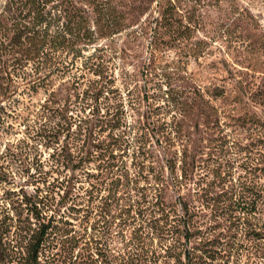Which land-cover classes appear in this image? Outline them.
Returning a JSON list of instances; mask_svg holds the SVG:
<instances>
[{
  "label": "rangeland",
  "instance_id": "1",
  "mask_svg": "<svg viewBox=\"0 0 264 264\" xmlns=\"http://www.w3.org/2000/svg\"><path fill=\"white\" fill-rule=\"evenodd\" d=\"M24 3L0 0V38L43 44L0 99V264L43 225L38 264H264V0Z\"/></svg>",
  "mask_w": 264,
  "mask_h": 264
},
{
  "label": "trees",
  "instance_id": "2",
  "mask_svg": "<svg viewBox=\"0 0 264 264\" xmlns=\"http://www.w3.org/2000/svg\"><path fill=\"white\" fill-rule=\"evenodd\" d=\"M25 2L30 4V8L35 9L41 5L40 0H25ZM26 3H24V5H26ZM35 19L39 18L35 17ZM31 23L32 22L26 24L24 28H17L20 32L19 40H17L16 37H12L8 40V42H6L4 38H0V99L9 98L13 94L17 88V78L20 76V71L18 72V69L27 65L31 59H36V57L31 54L33 49H37L36 45H40V47L43 46L41 41L36 42L39 40L36 36L40 34V31L38 30L36 24L31 25ZM27 44L28 46H24ZM31 46L34 48L32 49ZM20 49H24L26 53H21ZM3 51H7V53L11 56L9 58H4ZM38 54H40V52ZM37 59H39V57ZM0 108L2 107L0 106ZM46 229L47 226L43 225L39 235L34 237V241L28 255L29 259L25 261L24 264H38V253L44 236L46 235Z\"/></svg>",
  "mask_w": 264,
  "mask_h": 264
}]
</instances>
